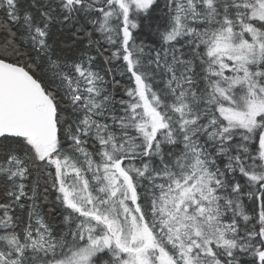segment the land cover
<instances>
[{"label": "snow or ice", "instance_id": "obj_1", "mask_svg": "<svg viewBox=\"0 0 264 264\" xmlns=\"http://www.w3.org/2000/svg\"><path fill=\"white\" fill-rule=\"evenodd\" d=\"M0 264H264V0H0Z\"/></svg>", "mask_w": 264, "mask_h": 264}, {"label": "trees", "instance_id": "obj_2", "mask_svg": "<svg viewBox=\"0 0 264 264\" xmlns=\"http://www.w3.org/2000/svg\"><path fill=\"white\" fill-rule=\"evenodd\" d=\"M117 79H119V77H117Z\"/></svg>", "mask_w": 264, "mask_h": 264}]
</instances>
